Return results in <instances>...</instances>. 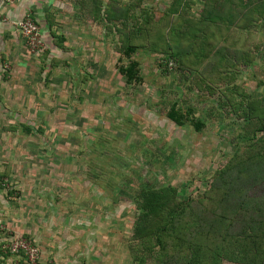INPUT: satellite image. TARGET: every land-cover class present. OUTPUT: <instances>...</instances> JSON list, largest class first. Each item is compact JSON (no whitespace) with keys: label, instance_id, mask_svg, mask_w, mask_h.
Here are the masks:
<instances>
[{"label":"rangeland","instance_id":"1","mask_svg":"<svg viewBox=\"0 0 264 264\" xmlns=\"http://www.w3.org/2000/svg\"><path fill=\"white\" fill-rule=\"evenodd\" d=\"M207 1L56 0L35 17L44 47L25 51L24 126L3 128V160L15 169L3 177L17 199L15 182L25 180V223L38 229L31 241L54 250L46 264H158L159 246L148 250V232L135 230L141 191L169 187L177 203L200 199L236 151L264 140L244 128L264 118V0H213L215 10ZM167 57L175 63L164 73ZM131 60L140 81L120 71ZM173 104L183 124L168 117ZM234 221L226 231L253 234V264H264V197L246 198ZM224 253L209 264H251Z\"/></svg>","mask_w":264,"mask_h":264},{"label":"trees","instance_id":"2","mask_svg":"<svg viewBox=\"0 0 264 264\" xmlns=\"http://www.w3.org/2000/svg\"><path fill=\"white\" fill-rule=\"evenodd\" d=\"M208 4L213 7L216 5L213 4V0H209ZM219 6L224 8L221 4ZM215 9L216 6L213 10ZM212 16L213 11L206 10L203 18L206 21L207 17ZM234 17V13L231 15L228 12L227 18L231 23L234 22ZM254 18L258 17L254 16ZM135 50L130 46L125 50V54L130 56ZM170 61L175 63L173 57H167L165 59L167 68L164 73L169 72ZM137 67L136 60H131L129 65L120 67L121 73L126 76L128 82L141 80ZM167 115L177 124L184 123L185 115L176 104L171 106ZM193 124L197 130L202 127L200 121L195 120ZM244 126L247 131L251 129L254 135L259 131L264 133V118L254 116ZM25 131L31 132V127L25 125ZM262 142H264L263 138L253 137L244 150L236 151L228 162L216 171L213 185L200 199L177 203L174 190L169 187L141 191L139 199L141 213L136 222L139 223L143 216H160L155 222L156 225L152 227L149 224L145 230H142L138 223L135 227L139 232L143 231L146 234L148 232L150 236L147 238L148 250H153L155 244L159 246L158 252L154 255L155 262L169 264L170 260L180 256L186 261L185 264H209V258H213L214 254L225 252L224 254L229 256L235 255L240 262L255 263L256 237L248 233L244 235L228 233L226 228H232V224L237 223L234 221L236 213L241 209L246 198L264 197ZM209 214L223 217L224 226L215 227L209 224L207 220ZM23 236L32 239L29 235ZM151 243L154 244L152 248ZM259 246L261 247V244ZM213 250L215 253L212 252Z\"/></svg>","mask_w":264,"mask_h":264},{"label":"crops","instance_id":"3","mask_svg":"<svg viewBox=\"0 0 264 264\" xmlns=\"http://www.w3.org/2000/svg\"><path fill=\"white\" fill-rule=\"evenodd\" d=\"M54 1L56 0H13L11 3H4L0 0V11L9 18L8 21L0 24V175L2 176L5 172L10 175L15 172V169L10 168L11 165L3 160L7 157L6 149L9 143L3 138L2 132L5 126L15 127V121L22 126L24 118L22 113L25 112V51L27 49L31 51L23 35L15 28L14 20L26 14H32L40 20ZM18 173L25 176V169H18ZM21 182L24 184L21 185ZM15 187L22 188L23 192L19 199L9 193L8 187L0 185V264H12L10 259L14 260V258L17 260L15 264H21L16 256L1 249V245L7 239L12 236L31 235L35 230L38 232L36 225L25 223V180L15 182ZM29 237L33 238L32 235ZM36 240L37 245H40L42 264H46L54 250H47L45 239L40 242Z\"/></svg>","mask_w":264,"mask_h":264},{"label":"built area","instance_id":"4","mask_svg":"<svg viewBox=\"0 0 264 264\" xmlns=\"http://www.w3.org/2000/svg\"><path fill=\"white\" fill-rule=\"evenodd\" d=\"M1 1L4 3H11L13 0ZM8 20V16L0 11V24ZM14 26L23 35L31 51H37L44 47V38L41 28L32 14H26L22 18L14 20ZM173 64L174 62L170 61L169 65ZM0 185L8 187V178L0 175ZM1 246V249L5 253L16 256L21 264H40L39 247L33 241L22 235L10 237Z\"/></svg>","mask_w":264,"mask_h":264}]
</instances>
